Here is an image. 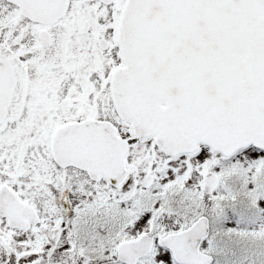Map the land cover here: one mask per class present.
Masks as SVG:
<instances>
[{"label":"snow or ice","instance_id":"obj_1","mask_svg":"<svg viewBox=\"0 0 264 264\" xmlns=\"http://www.w3.org/2000/svg\"><path fill=\"white\" fill-rule=\"evenodd\" d=\"M0 264H264V0H0Z\"/></svg>","mask_w":264,"mask_h":264}]
</instances>
